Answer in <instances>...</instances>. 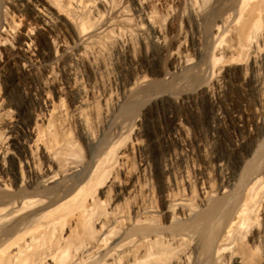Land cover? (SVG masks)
<instances>
[{"label":"bare ground","instance_id":"6f19581e","mask_svg":"<svg viewBox=\"0 0 264 264\" xmlns=\"http://www.w3.org/2000/svg\"><path fill=\"white\" fill-rule=\"evenodd\" d=\"M6 1L14 4L11 0ZM22 1L30 4L40 17L38 33L35 34L30 25L16 33L14 26L7 20L1 21L2 59L7 63H17L24 71L30 72L38 57H52L60 62V56H67L63 69L70 80L68 90L76 93L70 101L71 116L88 161L84 165L77 162L73 149L75 143L72 141L60 139L54 142L52 137L45 138L41 134L40 124L49 122V117L55 113L58 115L61 110L59 89L55 90L57 102L47 95L45 85L37 94H33L41 98L43 107L34 113L28 126L22 124L18 115L12 112L7 114L10 113L11 104L5 94L0 95V114L6 113L0 120V264H162L166 253L165 243L179 247L186 245L182 254L170 264H247L248 257L243 250L234 247L233 243L237 232L247 228H251L254 246L264 243V223L258 226L256 224L259 223L252 221L257 203L264 202V163L260 167L253 166L255 158L262 151L264 130L257 133L254 145L235 170L230 168L224 157L215 153L212 140L204 144V162L199 169V203H193L185 194L174 193L176 186L175 190L179 189L181 181L189 183L185 171L187 164L182 163L177 169L172 164L167 165L166 175L170 182L161 196L162 206H157L153 200L154 176L148 160L142 161L139 169L131 172L125 165L129 152L121 149L117 154L120 159L119 167L112 156L116 140L109 138L105 132H114L115 137L125 132L139 134L137 118L117 124L118 128L116 125L113 132L111 122L116 117L115 108L122 104L123 94L134 85L146 82L147 76L140 72L133 73L129 80L116 84L114 91L109 88L98 95L86 91L82 81L83 74L79 71V65L89 61L93 53L104 51L105 48L99 43L101 38H109V50L113 42L118 43L117 48L128 57L132 56L134 50V31L142 40L149 36L164 44L165 36L161 26L153 20L151 2L136 0L133 12H129L125 6H112L105 0ZM39 1L44 2L55 16L48 10L44 12L47 8H39ZM157 1L169 13L168 2ZM246 2L247 0H238L234 10L241 13ZM97 3L106 8L108 16L103 22L100 18V24L89 26L86 23L89 15L99 17ZM230 21L233 22V19L219 18L211 27V34L214 37L222 35ZM57 24L65 27L70 24L65 37L71 43L64 38L56 43L53 41L55 54L47 56L46 47L38 34L42 30L52 31ZM241 26L243 35L249 34V28H254V24L249 22H244ZM116 30L122 32L117 34ZM7 37H12L17 45L13 48L6 47ZM184 45V39L179 35L178 39L176 36L175 46L168 50L175 65L177 61L183 64L192 61L189 53L179 51V47ZM250 45L253 47V64L259 70V63H264V50H260L256 46L258 44ZM120 51H113L116 69L119 66ZM244 75L246 78L247 74ZM216 81L213 75L209 76L199 88L210 91ZM254 86L258 91L257 122L264 128V74L259 73ZM98 100L105 109L104 119L96 121L103 132V137L100 138L92 131L87 113V108H91ZM178 126L182 128V124L179 123ZM214 130L215 128L211 139L215 138ZM112 136L114 137L113 134ZM241 142L237 139L235 144L240 145ZM89 145L99 146L98 150L91 151ZM134 145L139 147L137 141ZM12 162H16L24 170V174L13 181L8 176ZM249 163L252 165L249 166ZM116 166L122 171L123 177L108 175L101 181L104 173ZM95 190L101 195L113 192L114 201L109 211L110 218L105 220L101 215L98 216L95 222L99 225L100 233L91 237L87 235L85 226L98 206ZM129 200H132L130 212L124 214V210L120 211V206L117 205ZM156 217L163 218L164 224L158 227L152 225L151 222ZM67 220L74 228L81 230L74 238L73 228L69 227L63 235H56ZM119 221L124 224L123 232L108 239Z\"/></svg>","mask_w":264,"mask_h":264},{"label":"rangeland","instance_id":"374dc122","mask_svg":"<svg viewBox=\"0 0 264 264\" xmlns=\"http://www.w3.org/2000/svg\"><path fill=\"white\" fill-rule=\"evenodd\" d=\"M11 1L15 5L9 4L6 0H0V23L7 20L10 25L14 26L16 33L20 32L24 26L30 25L33 27V32L37 34L41 20L36 15V10L22 0ZM105 1L112 6H122L123 8L125 6L129 12H133L136 3V0ZM147 1L151 2L154 10L153 20L159 27L161 26L165 43L160 44L149 36L142 40L139 34L134 31V50L132 56L128 57L117 48L118 43L113 42L114 44L109 50V38H101L99 43L105 48L104 51L93 53L89 61L79 65V71L83 74L82 81L86 91L98 95L109 88L115 90L116 84L129 80L133 73L140 72L147 76L146 82L134 85L131 90L123 94L122 104L115 108L116 119L114 118L113 123L111 122V127H113L111 131L113 132L117 124L127 123L137 118L139 134L125 132L118 136L116 134L117 137H115L114 132L105 130L109 138L116 140L113 160L120 167V159L117 154L121 152V149H127L129 156L125 165L131 172L137 171L141 162L148 160L154 176L155 194H153V200L159 207L162 206L161 196L170 182L166 175L167 165L172 164L177 169L180 164L185 163L187 164L185 171L189 183L185 184L181 181L178 184L179 189L175 190L176 186L174 193L185 194L193 203H199L201 185L199 181L201 170L199 169L204 162V144L212 140L215 153L224 157L230 168L235 170L251 150L257 135L264 130L263 125L257 122L258 91L254 86V81L259 73L264 74V63L263 61L259 63V70L253 64V47L250 45L258 44L256 46H259L260 50H264V0H247L241 13L234 10L238 0H164L168 2L169 13L163 10L157 0ZM39 4V8L42 6L44 9L47 8L44 12L48 10L51 15H54V12L48 9L44 2L39 1ZM98 10L99 17L89 15L88 19L86 18L87 25H98L101 19V22L106 19L105 17L108 16L106 8L98 4ZM222 17L233 19V22L230 21L222 35L214 37L211 34V29ZM244 22L254 24V28H249V34H244L245 36L241 32V25ZM69 28L70 24L66 27L57 24L52 31L42 30L38 34L46 47L47 56L55 54L54 42L56 43L59 39L64 38L71 43L65 37V31ZM120 31L116 30V33H121L122 31ZM178 34L182 36L185 44L183 47H179V51L189 53L192 58L191 63L183 64L177 61V65H175L169 56L168 50L175 46ZM16 45L12 37H7L6 47L13 48ZM112 50L120 51L117 69L113 64L115 53ZM2 56L3 52L0 50V95L5 94L11 104L10 113L7 112V114L12 112V114L18 115L22 124L28 126L33 120L34 113L43 107L41 98L33 94H37L40 88L45 85L48 90L47 95L49 94V97L56 101L55 90L59 89V104L62 111L60 110L58 115L55 113L56 116L49 117V122L40 124V131L45 138L52 137L54 142L66 139L75 143V147L73 146L76 153L75 159L84 165L88 161V157L82 146V140L77 136L71 116L70 101L76 93L68 90L70 80L63 69L67 56H60V62L52 57H38L34 69L30 72L24 71L17 63L5 62ZM211 74L217 83L212 86L210 91L201 90L200 84L208 80L209 76H212ZM244 74H247L246 78H244ZM125 78L126 80H124ZM91 106V108H87L90 127L94 134L100 138L103 137V132L96 121L104 119V105L98 100ZM5 114L1 112L0 120ZM179 123L182 124V128L178 126ZM213 128H215V138L211 139ZM237 139L241 140L242 144L236 145ZM135 141L138 142V148L134 145ZM89 147L91 151L96 152L99 146L89 145ZM263 149L264 144L262 153L259 152L256 160L252 161L255 165L250 162L253 166L260 167L264 163ZM185 159L186 161H184ZM261 161L262 163H260ZM250 163L249 166L252 165ZM118 166L104 173L101 181L108 175L123 177ZM9 168L10 172H7H9L8 176L12 181L24 174V170L16 162L10 163ZM95 192H97L94 194L99 200L96 203L98 208H95L92 219L88 220V225L85 226L87 235L91 237H96L100 233L98 232V230L100 231L99 225L95 222L97 217L101 215L105 220L110 218L109 211L114 201L113 192L104 195H101L99 191L95 190ZM131 201L122 202L117 207L120 206L118 207L120 211L124 210V214H128L131 209ZM257 205L252 221L255 224L259 223L256 225L262 226L264 223V202H259ZM152 221V225L157 227L164 224L161 217L153 218ZM117 223L107 237L108 239L117 237L123 232V222ZM68 227L73 228V238L81 231L79 228H74V225L67 220L56 235H63ZM244 230L237 232L233 243L234 247L243 250L244 255L248 257H246L247 264H264V243L254 246L251 241V228ZM212 237L214 238V236ZM163 245L166 248V253L162 264H170L186 248V245H181L182 247L166 243Z\"/></svg>","mask_w":264,"mask_h":264}]
</instances>
